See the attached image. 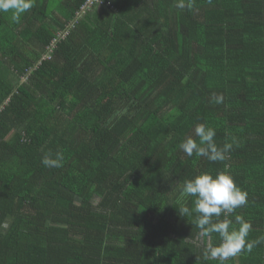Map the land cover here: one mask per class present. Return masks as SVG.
Here are the masks:
<instances>
[{
	"label": "trees",
	"instance_id": "16d2710c",
	"mask_svg": "<svg viewBox=\"0 0 264 264\" xmlns=\"http://www.w3.org/2000/svg\"><path fill=\"white\" fill-rule=\"evenodd\" d=\"M45 2L0 13V264H218L178 210L205 172L247 192L228 219L264 236V0H103L65 39L85 0L59 30ZM200 123L224 161L180 150ZM227 264H264V242Z\"/></svg>",
	"mask_w": 264,
	"mask_h": 264
},
{
	"label": "clouds",
	"instance_id": "9594fccd",
	"mask_svg": "<svg viewBox=\"0 0 264 264\" xmlns=\"http://www.w3.org/2000/svg\"><path fill=\"white\" fill-rule=\"evenodd\" d=\"M85 2L76 12L74 21L65 26L64 30H59V36L64 35L67 31L71 34L74 31L71 27L75 21H77L76 24H79L96 7H103V5H96L79 18L78 13ZM194 2L195 0H176V7L179 9L187 7L191 10ZM33 5L34 0H0V13H10L11 21L19 23L21 17L28 13ZM70 34L61 39L69 37ZM213 98L217 103L223 102V96H214ZM194 135L199 139V143L189 136L179 145L180 150L187 157L195 155L206 158L210 162L224 161L233 147L232 143L227 142L223 147H218L214 139L215 129L207 127L204 123L195 125ZM63 159V154L60 152L56 153L55 158H52L50 153H46L42 157L41 163L47 168H59L62 166ZM247 195V192L237 186L234 178L224 171L216 173L215 176L208 172L201 173L183 182L180 196L181 198H194V207L189 208L185 204L179 206L178 210L183 217H192L195 214L192 223L199 229L198 236L209 240L203 250L205 261L215 260L218 264H227L229 260L242 253H251L254 247L264 242V236L256 240H248L252 225L242 215L235 216V224L238 227L228 219L229 215L235 213L237 208L247 204ZM222 216L223 219H221ZM213 234H217L219 237L220 242L217 245L210 242Z\"/></svg>",
	"mask_w": 264,
	"mask_h": 264
},
{
	"label": "crops",
	"instance_id": "0c3cea01",
	"mask_svg": "<svg viewBox=\"0 0 264 264\" xmlns=\"http://www.w3.org/2000/svg\"><path fill=\"white\" fill-rule=\"evenodd\" d=\"M44 1H46L45 3L49 8L54 10L52 18L55 21L57 29L59 30L61 23L64 21V17L69 15V13L67 12L66 5L72 1H77V0H44Z\"/></svg>",
	"mask_w": 264,
	"mask_h": 264
},
{
	"label": "built area",
	"instance_id": "2783aa9c",
	"mask_svg": "<svg viewBox=\"0 0 264 264\" xmlns=\"http://www.w3.org/2000/svg\"><path fill=\"white\" fill-rule=\"evenodd\" d=\"M96 5H103V0H86L85 4L81 8V11L78 13L79 18L85 13L89 12ZM76 23L77 21L73 23L71 27L72 29L74 28V25ZM69 34H70L69 31H67L64 35H60V38H64L65 36H68Z\"/></svg>",
	"mask_w": 264,
	"mask_h": 264
},
{
	"label": "rangeland",
	"instance_id": "374dc122",
	"mask_svg": "<svg viewBox=\"0 0 264 264\" xmlns=\"http://www.w3.org/2000/svg\"><path fill=\"white\" fill-rule=\"evenodd\" d=\"M62 13H64V12H62ZM6 15H10V14L6 13Z\"/></svg>",
	"mask_w": 264,
	"mask_h": 264
}]
</instances>
